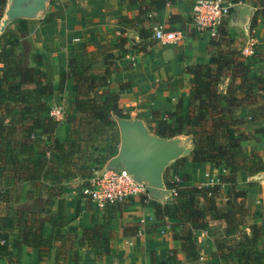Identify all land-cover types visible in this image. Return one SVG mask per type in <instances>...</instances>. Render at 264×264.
Listing matches in <instances>:
<instances>
[{"label":"trees","instance_id":"trees-1","mask_svg":"<svg viewBox=\"0 0 264 264\" xmlns=\"http://www.w3.org/2000/svg\"><path fill=\"white\" fill-rule=\"evenodd\" d=\"M170 2L155 0L150 4L156 10ZM229 2L246 4L244 0ZM4 5L5 0H0V18ZM143 14L139 5L136 19L119 18V21L136 24ZM168 22L186 21L170 16ZM35 23L36 20H15L0 35V205L7 210L0 213V259L7 264H17V252L22 246L37 249L40 258L54 250V264H58L73 243L81 248L85 241L99 240L100 225L82 230L77 239L78 229L65 219L60 185L74 178L88 179L92 163L98 165V170L116 155L119 136L115 118H126L117 107V93L110 91L113 62L126 54L129 44L127 38L120 37L111 48L67 61L65 73L59 76V88L68 79L72 83L68 123L72 124L74 119L76 127L72 125L64 139L53 136L58 124L42 117L47 110L42 99L53 91L51 74L35 67L40 57L32 54L30 44ZM255 24L254 15L249 32ZM138 35L145 43L135 44L132 49L146 53L152 44L151 30L141 28ZM233 38V29L217 30L216 38L208 42L215 50L207 63L184 67L189 76L186 112L181 113L178 100L172 112L162 113L163 118L158 119L159 113H152L154 127L148 129L161 138L191 137L190 162L212 163L215 169L226 172L219 184L210 187L178 188L164 179L165 188L175 195L163 204L150 201L154 219L177 221L169 230L187 262L198 259L199 247L192 241V234L201 230L213 241L212 257L226 264H264V253L257 247L259 227L247 223L251 213L245 205L244 192L234 189L239 170L254 175L262 169L260 159L244 153L240 143L264 132L259 128L264 125V75L250 74L247 61L232 48ZM221 39L226 40L224 49H220ZM224 82L227 83L221 91L219 86ZM246 119L253 127L250 131L241 129ZM34 131H39L42 138L36 139ZM182 162L184 159L177 160L175 166ZM22 184L29 189L26 204L18 202ZM221 184L228 185L229 191L219 205ZM147 200L143 195L142 201ZM54 201L56 209L52 212ZM209 221H222L223 228L210 227ZM44 225L50 227L48 237L42 234ZM67 241L69 245L65 246ZM175 251H168L166 260L173 259Z\"/></svg>","mask_w":264,"mask_h":264},{"label":"crops","instance_id":"crops-1","mask_svg":"<svg viewBox=\"0 0 264 264\" xmlns=\"http://www.w3.org/2000/svg\"><path fill=\"white\" fill-rule=\"evenodd\" d=\"M154 1L49 0L46 10L36 20L30 34L32 54L40 57L35 67L43 71L49 70L51 74L52 94L42 99L47 110L55 104L62 105L66 113L70 110L73 99L71 81H64L62 89L59 88V76L65 73L68 60L77 59L84 53H99L111 48L118 38L128 39L130 36L134 42L131 43L128 39L127 52L113 62L110 76V91L118 95V109L128 119L142 120L148 129L154 127L152 113L162 116L164 112H172L178 100L181 102V113L186 112L189 76L184 73V67L206 64L215 49L209 46L210 39L197 33L190 25L189 17L195 0H170L169 4L156 10L150 4ZM139 5L144 14L139 17L138 23H120L119 18L136 19ZM250 9L252 17L253 8ZM253 10L263 11V14L259 12L255 15L256 24L247 32V35L250 33L253 36L255 48L254 55L246 61L250 74L257 76L264 75V5ZM170 16H178L186 22L170 23ZM228 19L219 28H227ZM153 26L180 31L181 38L167 45L156 44L150 40L152 44L147 47L146 53L132 49L135 44L145 43V39L139 37L138 31L141 28L151 30ZM233 30V47L239 51L247 35L239 29ZM47 110L42 113L43 118L48 117ZM259 128L264 129V125ZM242 129H253L249 120H245ZM33 136L36 139L42 138L39 131H34ZM53 136L59 140L66 136L62 124L57 125ZM240 146L244 153L255 154L262 167L254 175L239 170L236 173L234 189L244 192L245 205L251 213L247 223H254L259 227L257 247L264 253V132L255 134L252 140L241 142ZM187 158L188 156L182 158L184 162L177 166L175 163L171 164L166 169L163 180L175 183L178 188L195 185L210 187L219 184L220 177L226 173L215 169L212 163H192ZM68 182L67 190L60 194V198L65 201L66 221L78 229L77 239L80 238L82 230L100 225V238L98 241H85L81 248L73 243L65 259L59 260L58 264H226L223 260L212 257L213 241L201 230L192 234V241L199 247L198 259L187 262L184 254L178 250V241L173 240L169 230V226L177 221L154 219L150 207V201L153 200L147 197V201H142L144 194L99 210L80 195L82 180L74 178ZM228 191V185H220V195L217 198L219 205L225 201ZM28 192V185L22 184L19 204L28 203ZM3 208L0 205V213L6 210ZM55 209L54 201L50 210L54 212ZM208 225L223 228L222 221H209ZM245 232L249 234L247 229ZM50 233V227L44 225L43 236L48 237ZM14 236L13 234L12 237ZM173 249L176 250L173 259L166 260L168 251ZM17 254V264H54V250L40 258L37 249L22 246ZM0 264L7 263L0 259Z\"/></svg>","mask_w":264,"mask_h":264},{"label":"water","instance_id":"water-1","mask_svg":"<svg viewBox=\"0 0 264 264\" xmlns=\"http://www.w3.org/2000/svg\"><path fill=\"white\" fill-rule=\"evenodd\" d=\"M48 3L49 0H5L0 18V35L15 20H38ZM250 17L251 9L238 4L231 10L227 28L239 29L247 35ZM128 39L131 43L134 42L132 37L129 36ZM115 121L119 136L118 150L116 155L106 162L99 176L107 172H124L144 187L150 200L162 204L170 201L172 196L164 186L163 176L171 164L189 156L191 137L161 138L150 133L140 119L115 118Z\"/></svg>","mask_w":264,"mask_h":264},{"label":"built area","instance_id":"built-area-1","mask_svg":"<svg viewBox=\"0 0 264 264\" xmlns=\"http://www.w3.org/2000/svg\"><path fill=\"white\" fill-rule=\"evenodd\" d=\"M234 6L236 5L226 0H195L189 17L190 25L197 33L204 34L208 39H215L217 30L228 19ZM179 38H181L180 31L164 30L159 26L151 28L150 39L156 44H171ZM254 48V38L249 33L239 49L240 57L244 60L252 57ZM47 115L58 125L62 124L65 119L64 110L60 104L49 108ZM99 174L93 172L80 189V195L87 198L99 210L111 204L122 203L139 194L146 195L144 187L134 182L124 172H107L101 177ZM169 191L171 196L175 195L172 190Z\"/></svg>","mask_w":264,"mask_h":264},{"label":"rangeland","instance_id":"rangeland-1","mask_svg":"<svg viewBox=\"0 0 264 264\" xmlns=\"http://www.w3.org/2000/svg\"><path fill=\"white\" fill-rule=\"evenodd\" d=\"M245 1V3H246V5H248V7H250V8H256V7H258V6H261L262 5V3L264 2V0H244ZM242 5V4H241ZM252 9V16H253V14L254 15H256V14H258L259 12H261V14H263V11H259V10H257V11H254ZM251 18L252 17H250V19H249V23H248V28H249V25H250V21H251ZM260 19V18H259ZM148 30H150V28L148 29ZM150 34V33H149ZM151 40V39H150ZM220 43H222V48H220V49H224V45L226 44V40H224V39H221V40H218ZM229 49H231V46H229L228 47ZM232 48H234V49H236L235 47H233L232 46ZM98 52H96V53H93V54H97ZM226 83L227 82H224L223 84H221L220 86H219V90H221V91H223L224 90V87H225V85H226ZM73 100V99H72ZM71 104H72V102H71ZM62 106V105H61ZM64 108V107H63ZM70 109H71V105H70ZM64 110V109H63ZM242 116L244 115V113L242 112V113H240ZM64 116H65V119H64V122L62 123V125L64 126V128H65V130H66V136H67V134H68V130L70 129V128H72V125H73V127H76V121L73 119V122H72V124H69L68 123V120L71 118V111L69 110V112L68 113H66L65 111H64ZM161 118H163V116H161V115H159L158 116V119H161ZM247 120V119H246ZM242 127H243V125L241 126V129H242ZM243 130V129H242ZM81 136H82V134H80ZM65 136V137H66ZM64 137V138H65ZM63 138V139H64ZM79 146L80 147H82V145L81 144H79ZM42 147L40 146V149H41ZM188 160H189V157L187 158ZM106 164V163H105ZM105 164L102 166V167H100V169H96V168H99L98 167V165L96 164V163H92L91 164V166H92V170H91V173H90V176L93 174V172H97V174H99V172L104 168V166H105ZM79 180H81L80 178H78ZM68 181H70V180H68ZM68 181H66V182H62L61 183V185H60V189L62 190V191H66L67 190V185L70 183V182H68ZM85 182H86V180H82V183L81 184H83V186H84V184H85ZM200 186H202V185H200ZM202 187H204V186H202ZM71 242V241H70ZM69 245V243H68V241L66 242V244H65V246H68Z\"/></svg>","mask_w":264,"mask_h":264}]
</instances>
